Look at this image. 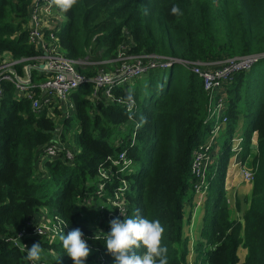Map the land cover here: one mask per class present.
<instances>
[{
  "label": "trees",
  "instance_id": "trees-1",
  "mask_svg": "<svg viewBox=\"0 0 264 264\" xmlns=\"http://www.w3.org/2000/svg\"><path fill=\"white\" fill-rule=\"evenodd\" d=\"M32 1L0 0V56L9 53L18 60L38 55L27 42ZM173 5L182 15L170 14ZM55 9L64 17L55 30L64 54L91 63L75 65L83 75H94L116 59L123 45L127 55L153 54L177 62L170 70L150 69L144 93L136 85L114 87V101L102 93L91 99L92 82L80 84L70 95L71 116L58 126L30 99L17 98L11 82L2 81L0 264H31L24 245L37 241L47 253L37 264H73L58 234L77 227L90 249L84 264H114L104 233L111 219L124 218L120 211L125 217L158 219L165 228L168 264H187L189 241L183 229L185 205L193 198L192 155L208 134L210 103L201 77L179 61L214 67L219 61L263 54L264 0H77L66 12ZM28 63L32 60L22 64ZM254 65L233 75L225 87L227 137L216 145L218 156L208 174V206L194 247L200 264H264V76ZM16 67L21 70V64ZM119 97L126 104H119ZM241 116L242 161L250 152L252 133L257 134L242 221L229 219L224 184L230 140ZM58 128L62 138L56 137ZM56 141L71 144L72 150L65 147L57 157H44L47 174L36 171L37 156ZM89 200L95 208L86 210ZM44 210L53 240L33 234Z\"/></svg>",
  "mask_w": 264,
  "mask_h": 264
},
{
  "label": "built area",
  "instance_id": "built-area-1",
  "mask_svg": "<svg viewBox=\"0 0 264 264\" xmlns=\"http://www.w3.org/2000/svg\"><path fill=\"white\" fill-rule=\"evenodd\" d=\"M56 11L55 5L51 4L50 0L32 1L28 15L27 42L32 44L39 53L32 58H20L18 60L12 59L9 53L0 56V98L4 92L2 81H9L14 87V94L17 98L30 99L34 109L45 110L46 115L57 122L71 116L73 104L70 95L80 84L88 81L92 82L91 99L97 98L99 93H102L106 99L114 101L112 89L117 85H124L126 80L139 77L143 72L150 69H167L174 62H177L174 58L153 54L127 55L124 51L126 47L123 45L121 46L122 51L120 50L116 59L108 61L113 64V67L121 64L123 69H115L113 72V69L104 70L99 68L94 75L89 77L83 75L75 65L83 63L90 66L91 63L87 58L78 59L77 61L71 60L61 51L58 39L55 36V30L59 29L62 21L55 16ZM256 56L219 61L215 63L214 67L200 62L179 61L188 70L201 77L210 103L208 105V119L210 122L208 134L205 141L192 155V190L199 197H202L209 188L208 172L212 162V153L217 138L221 132H224L227 124V116L224 114L226 104L225 87L231 82L233 75L250 69L258 62L255 60ZM130 58L132 61L135 59V62L131 66H125ZM25 60H32V63L23 65L22 63ZM17 64H21L20 71L16 67ZM117 102L126 104L120 97L117 98ZM242 142L243 136L231 137L230 151L234 160L242 150ZM62 150L63 148L58 145L57 141L48 144L44 151V157H57ZM65 153L67 158H72V153L69 151H65ZM120 158L123 159L122 154ZM231 166L239 168L244 181L252 182L254 175L251 169L245 168L241 162L237 161H233ZM98 187L103 190L101 185H98ZM114 205L120 206L121 203H114ZM46 212V210L41 211L37 217L33 234L53 240L55 232L50 230L51 218L45 215ZM119 215H121L120 212Z\"/></svg>",
  "mask_w": 264,
  "mask_h": 264
},
{
  "label": "clouds",
  "instance_id": "clouds-1",
  "mask_svg": "<svg viewBox=\"0 0 264 264\" xmlns=\"http://www.w3.org/2000/svg\"><path fill=\"white\" fill-rule=\"evenodd\" d=\"M50 2L66 12L76 4L77 0H50ZM170 14L182 15V12L177 5H173L170 8ZM127 99L130 102L129 110H131L134 104L131 91L128 92ZM120 214L124 218L111 219L110 230L104 233V244L107 252L114 257V264H168V247L162 245L165 228L161 222L158 219L149 220L139 214L134 217H125L121 211ZM38 233L40 234L39 231ZM58 238L73 264H84L90 249L83 239L82 231L77 227L65 235L62 230ZM93 239L98 238L94 236ZM139 248H143L144 252L138 254L135 249ZM23 250L27 261L32 264L41 261L43 249L40 241L33 242L30 247L24 245Z\"/></svg>",
  "mask_w": 264,
  "mask_h": 264
},
{
  "label": "crops",
  "instance_id": "crops-1",
  "mask_svg": "<svg viewBox=\"0 0 264 264\" xmlns=\"http://www.w3.org/2000/svg\"><path fill=\"white\" fill-rule=\"evenodd\" d=\"M147 81L148 80L146 79V84H144L142 88L140 87L143 93L146 91ZM240 119H242L243 124H244L243 116H241ZM60 122H61V119L57 121V126L60 124ZM216 143H217V140H216ZM216 145H215V151L213 152V155H212V162L210 165L211 170L209 169L210 173L213 170L211 166L216 162V158L218 156V151H216L218 149V146L216 148ZM249 151L250 152L244 161L241 160L240 158L241 152H239L236 160H234V158L230 156V159L228 162V169H227L224 184H225V196H226V201L228 203V213H229L230 220H233V219L241 220L242 214L248 207L249 198H250L251 189H252V182L244 181V179L242 178L240 174L239 168L236 166H231V164L233 161H237V162L241 161L245 168L252 170V159L257 152L256 132H253L251 135V144H250ZM44 161H45L44 153L41 154L40 156H37L36 163H35V170L43 174H47V169L45 167ZM192 195H193L192 201L187 202L185 205L186 214H185L183 235L186 238H188V241H189L187 264H200L199 261L196 260L197 252L194 250V247H195V243L200 239L199 231L201 229V223H202L204 211L206 207L208 206L207 205L208 192H206L202 197H199L195 195L194 193H192ZM197 208H198V211H197ZM194 222H195V225H194ZM241 253H242L241 256H243L244 250H242Z\"/></svg>",
  "mask_w": 264,
  "mask_h": 264
},
{
  "label": "rangeland",
  "instance_id": "rangeland-1",
  "mask_svg": "<svg viewBox=\"0 0 264 264\" xmlns=\"http://www.w3.org/2000/svg\"><path fill=\"white\" fill-rule=\"evenodd\" d=\"M56 12L57 13L55 14V16L57 17V19L58 20H61V21L64 20L63 15L60 12H58V11H56ZM60 49H61V46H60ZM61 51H62V49H61ZM133 62H135V59H133V61H132V59L130 58L125 63V66H131L133 64ZM107 63H109V64H105L106 65L105 67L103 65L99 66L100 69H104V70H112L113 69V72H114L115 69H118V70L123 69V66L121 64L115 65L113 67L112 66L113 64L111 62H107ZM79 65L86 66L83 63H81ZM99 67H96V68H99ZM171 67H169V68H171ZM254 67L258 70L259 73H261L264 76V59H262L260 62H258L257 64H255ZM169 68H167V69H169ZM148 73L146 74V72H143L139 77H134V78H130V79L126 80L124 82V86H127V87L131 88L133 85H136L140 89V91H141V88L143 87V85L146 84V79L148 80ZM164 75L167 77V72H165ZM57 130H58V133H57L56 137L62 138L61 131L59 129H57ZM242 132H243V121H242V119H240V120H238L236 122L235 129H234V131L232 133V137L241 136L242 135ZM68 136H70V134H68ZM226 137H227V135L225 133H222L221 132L220 135H219V137L217 138V143L216 144H218V143H220V144L224 143V140L226 139ZM63 143L58 142V145L60 147H62L63 149L66 147V149L72 150V145L71 144H68L65 141H63ZM94 203L95 202L93 200L92 201L91 200L88 201L87 202V206L85 207V209L86 210H91L94 207L93 206ZM197 211H198V208H197ZM100 222H101V220L99 219V224H100ZM194 225H195V222H194ZM46 254L47 253L45 251H43V253H42V259L41 260H43V258H46V256H47Z\"/></svg>",
  "mask_w": 264,
  "mask_h": 264
},
{
  "label": "water",
  "instance_id": "water-1",
  "mask_svg": "<svg viewBox=\"0 0 264 264\" xmlns=\"http://www.w3.org/2000/svg\"><path fill=\"white\" fill-rule=\"evenodd\" d=\"M262 59H264V54L258 55L255 57V60L257 61H261ZM174 64H172L171 66H173Z\"/></svg>",
  "mask_w": 264,
  "mask_h": 264
}]
</instances>
